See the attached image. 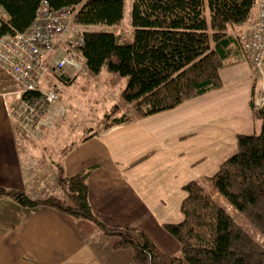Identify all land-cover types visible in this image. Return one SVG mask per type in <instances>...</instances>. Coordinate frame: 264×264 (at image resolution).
<instances>
[{"label": "trees", "instance_id": "1", "mask_svg": "<svg viewBox=\"0 0 264 264\" xmlns=\"http://www.w3.org/2000/svg\"><path fill=\"white\" fill-rule=\"evenodd\" d=\"M257 1L132 0V36L123 41L113 32L89 27L120 25L124 0H0V36L26 31L41 4L69 10L82 39L76 51L87 70L93 75L104 70L112 87L125 81L120 96L133 112L120 113L111 106L100 119V133L221 89L219 72L243 54L238 31L254 21ZM21 99L38 104L41 93L26 91ZM250 109L258 133L236 135L235 153L206 180L210 188L197 181L183 186V219L163 226L180 246L176 254L161 253L142 231L101 222L89 205L86 170L66 176L56 167L62 196L33 198L0 188V198L27 213L50 208L89 221L117 239L115 248L131 250L133 264H264V246L214 197L216 193L264 239V103L257 108L251 100Z\"/></svg>", "mask_w": 264, "mask_h": 264}, {"label": "crops", "instance_id": "2", "mask_svg": "<svg viewBox=\"0 0 264 264\" xmlns=\"http://www.w3.org/2000/svg\"><path fill=\"white\" fill-rule=\"evenodd\" d=\"M238 57L220 70L221 89L100 133L98 125L66 146L60 101L55 112L62 108L63 120L35 139L15 125L13 100L0 93V188L53 195L58 165L66 176L86 170L89 205L101 222L144 232L164 255L178 253V242L163 226L182 221L183 186L206 183L234 153L236 135L259 129L250 109L253 69L243 54ZM79 63L90 74L83 59ZM73 70L66 68L65 84L75 83ZM53 76L45 77L42 91L51 88ZM122 82L109 83L101 118L111 106L123 105ZM116 241L89 221L50 208L27 213L0 198V264H133L131 250L115 248Z\"/></svg>", "mask_w": 264, "mask_h": 264}, {"label": "built area", "instance_id": "3", "mask_svg": "<svg viewBox=\"0 0 264 264\" xmlns=\"http://www.w3.org/2000/svg\"><path fill=\"white\" fill-rule=\"evenodd\" d=\"M256 6L254 21L238 33L237 40L253 69L255 86L251 100H257L254 106L258 108L264 103V0H258ZM71 24L69 10L53 11L41 4L26 31L0 36V70L21 86L11 117L29 137L40 138L54 126L55 119L64 116L62 108L52 112L58 99L57 87L42 91L40 86L47 75H59L65 68L77 66L76 58L80 55L76 48L82 39ZM26 91H40L41 101H23L21 95Z\"/></svg>", "mask_w": 264, "mask_h": 264}, {"label": "rangeland", "instance_id": "4", "mask_svg": "<svg viewBox=\"0 0 264 264\" xmlns=\"http://www.w3.org/2000/svg\"><path fill=\"white\" fill-rule=\"evenodd\" d=\"M131 5H132V0H124V13L120 25L118 26L96 25V26H90L89 30L113 32L115 35L119 36L120 38L125 39L123 41H129L132 36L131 35L132 28L130 25ZM72 28L76 29L73 26ZM242 30L243 28L240 29L238 33H240ZM80 61H82L81 57L79 58L77 57L76 58L77 66L73 68L74 69L73 72H76L78 74L74 84H65V81H62L61 78L62 75L65 74V70H66L65 68L62 73L53 76L54 81L50 86L51 88L57 87V96H58L57 102L59 103L60 101L66 107L65 108L66 116L62 126L63 130L59 129V132L61 134L60 137L62 138L67 137V141L64 142V146L77 140V137L82 136L85 133V131H87L88 129L97 128V126L100 123L99 120L101 119V108L104 106L106 100L105 99L106 91L109 90V88H111L108 81L109 75L104 70L99 75H93L91 73L90 74L87 73V75H84L83 73L85 71V68L83 67V65L79 63ZM124 84L125 82L123 81L122 88ZM19 91H20V85L14 83L9 77H7L0 70V93H4L7 95L9 93L8 98H12L14 103L13 106H16L19 100V94H18ZM108 97L111 98L112 96L110 95ZM118 100H122L121 96H118ZM252 102L253 105H257L256 99H253ZM117 107L120 110V113H125L128 115L133 114L132 110H130L128 106L124 103L123 105H119ZM55 108L56 106L54 105L52 110L53 113L55 112ZM49 115L53 116L52 113H50ZM63 118L64 116L59 120L61 121L63 120ZM56 124L57 123L55 119L53 128L56 126ZM258 131L259 129L257 130V133ZM48 185L53 187L54 183H50ZM206 185L210 188L208 184ZM38 186H43V184H38ZM56 186L57 185H55L56 193H54L53 195L62 196L60 189L58 188V186L57 187ZM37 189L38 188H35L33 189V191ZM46 190L48 191V188ZM29 193L31 192L29 191ZM45 195H49V193L45 194V191L41 189L40 191L34 192L32 195L30 194L29 196L33 198H39ZM214 197L223 206H226L227 210L230 212V214H232L234 219L237 222H239L243 227H245L252 235H254V237L259 241V243L264 246V239L262 237L254 234L253 231L250 229V227L246 225L245 221L240 216H238L230 206H228L223 200H221V198L216 193Z\"/></svg>", "mask_w": 264, "mask_h": 264}, {"label": "bare ground", "instance_id": "5", "mask_svg": "<svg viewBox=\"0 0 264 264\" xmlns=\"http://www.w3.org/2000/svg\"><path fill=\"white\" fill-rule=\"evenodd\" d=\"M251 23V22H250ZM236 41H238V40H236Z\"/></svg>", "mask_w": 264, "mask_h": 264}]
</instances>
